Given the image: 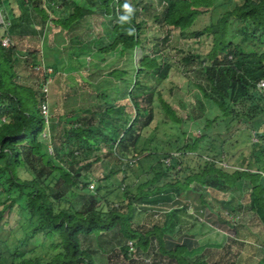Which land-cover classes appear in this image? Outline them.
I'll return each mask as SVG.
<instances>
[{
    "label": "trees",
    "instance_id": "1",
    "mask_svg": "<svg viewBox=\"0 0 264 264\" xmlns=\"http://www.w3.org/2000/svg\"><path fill=\"white\" fill-rule=\"evenodd\" d=\"M48 2L65 6L67 12L61 13L67 15L51 17L41 0L27 3L19 0L21 13H14L4 34L0 33V264H95L93 253L83 248L82 238H100L116 228L131 241V246L122 247L128 259L135 255L134 249L147 251L155 239L162 254L178 264H190L185 257V246L167 250L163 240L166 233L177 236L188 233L187 222L183 220L188 221L191 216L186 213L189 212L186 205L182 208L185 215L178 213L182 223L178 222L177 230L173 220L175 213L167 215L169 219L162 225L147 230L132 227L134 201H148L150 196L167 189L196 192V185L212 190L246 185L251 196L250 210L264 217V156L260 158L264 155V89L257 88L264 81V0ZM218 9L222 10L220 15L212 17L208 25L192 29L201 14L215 13ZM93 19H98L99 26L107 21L104 32L103 28L93 27ZM49 22L59 31L56 37L54 35V45L49 43L54 31ZM149 22L158 28L161 36L148 37ZM34 24L41 25V30L32 28ZM84 25H88L85 33L81 32ZM172 29H179L184 39L203 36L210 39L206 45L211 47L204 56L188 53L182 60L191 66L203 65L198 70L199 76L208 84L199 88L217 112L213 119H206L199 133L180 132L185 144L179 148L178 156H167L171 158V165L140 185L137 194L131 195L124 189V198L129 201L126 208H118L93 194L89 178L85 177L88 179L85 181L78 174L101 161V151L106 147L117 160L125 159L128 154H132L131 160L138 157L137 147L143 131L155 122L159 108L167 120L177 126L182 124V117L160 91L140 92L139 78L150 70L162 80L169 76L172 66L167 59ZM44 30L42 47L27 51L26 56L21 57L15 41L26 35L36 37ZM5 38L11 40L8 46L3 44ZM64 41L69 49L76 48L82 56H88L87 64L94 68L108 65L113 56L128 57L139 49L142 54L132 79L126 77L129 74L126 69L113 70L95 93L80 88L81 105L52 118L56 128L61 123L65 127L53 138L54 153H51L49 143L42 138L48 121L42 108L44 104L49 108V99L51 102L57 99V86L52 81L49 83L50 96L40 94L39 89L49 79L57 78L59 66L68 55L63 54L60 47ZM109 77L121 80L123 86ZM70 79L79 82L75 76ZM129 80L132 88L127 94ZM112 101L116 106H110ZM127 105L131 106L129 111L125 110ZM242 119L247 121V131L241 132L245 144L241 152L243 160L238 168H226L220 163L222 144L216 159L212 158L214 141L209 140V127L217 122L221 131L232 133L234 123ZM229 133L227 135H231ZM227 135L222 138L223 142ZM255 135L257 141L252 140ZM192 163H195L193 167ZM160 182L162 184L158 185ZM69 191L83 200L65 206ZM207 191L198 193L194 200L195 211L201 214L207 209L220 222L233 225L234 222L221 213L223 202H219L211 190ZM14 218L17 223L25 219L30 229L12 246L1 234L12 226ZM39 239L38 246L29 247Z\"/></svg>",
    "mask_w": 264,
    "mask_h": 264
},
{
    "label": "rangeland",
    "instance_id": "2",
    "mask_svg": "<svg viewBox=\"0 0 264 264\" xmlns=\"http://www.w3.org/2000/svg\"><path fill=\"white\" fill-rule=\"evenodd\" d=\"M29 1L31 2V0H25V3ZM41 1L43 6L48 9L51 17H58L62 14L67 15V13H61L67 11H65V6L60 5V3H49L48 0ZM69 1L71 3L74 1L81 4L87 3V0ZM129 1L132 3L134 0ZM18 2L19 0H0L1 34H4L6 28L9 26L10 19L12 18L11 16L14 13H21ZM51 7L54 8V10H52ZM220 11L222 10L218 9L215 13L205 12L201 14L192 29H202L208 25L209 20L212 17L219 16ZM97 20L93 19L91 24L93 27L97 26V28H103L101 30L104 32V27L107 24V21H103L100 27ZM48 25L54 28L53 23L49 22ZM32 28L40 31L42 27L39 24H34ZM86 30H88V25H84L81 32L85 33ZM44 32L45 30L42 34L36 37L26 35L15 41L21 51V57H25L27 51L42 47ZM58 32L56 31V28H54V31L52 30L49 37V43L51 45L55 44L54 35L56 37ZM147 35L150 38L155 35L161 36L162 33L157 27H152V23L149 22ZM4 40H7L8 45L11 43L9 38H5ZM56 41H59L58 37ZM209 42L211 41L206 36L199 39H184L180 36L179 29H172V39L169 49L170 53L167 59V62L172 66L169 76L166 80H162L160 76H157L150 70L146 76L144 75L139 78L142 85L140 92H149V90L160 91L164 99L168 100L174 110H176L179 116L182 117L183 122L179 126L173 124L170 120H167L165 113L159 108L155 122L143 131V136L137 147V152L139 153L138 157L132 158L133 160H131L130 157L132 154H128L125 159L117 160L115 159L114 156L116 155L113 152L112 154L108 153L109 149L107 147L102 149V160L94 163L90 170H83L78 174L79 177L83 176V180L85 181H88L87 178H89V188L93 194L99 195V197H102L107 203H114L118 208H121V206L126 208L129 199L124 198V189L129 191L131 195L137 194L140 185L147 180L152 179L157 171L165 169L171 165V158L167 156L170 154L174 156L179 155V148L185 144L184 139H181L179 135L180 132L182 133V131H185L191 134L195 132L199 133L201 127L205 125L206 119H213L215 117L217 109L215 107L211 108L209 102L204 99L203 93L199 88V85L206 87L208 84V81L205 78L199 76L200 71L198 70H200L202 64L200 66L198 64H193L191 66V64H186L182 60L188 53H200L204 56L211 47L206 45V43ZM61 45L62 53L68 54L66 56L67 58L65 62L59 66L57 78L49 79L48 83L43 86V88L39 89L40 94L45 93L50 96L51 90L48 88L49 83L52 81L57 86V99L52 102L49 99L48 112L45 113L43 111V114L48 121L46 130L42 134V138L49 143L51 153H54L53 138L55 136L58 137L61 133L60 130L63 131L65 127V125L61 123L60 127L56 128L55 122L52 121V118L56 115H62L65 112H69L74 107L81 105L83 102L80 88L87 92L95 93L96 88L102 84V80L106 79L107 74L113 70L126 69L129 72L126 77L132 79L135 76V67L142 54L141 49H139L134 55L131 54L128 57L124 56L122 58H116L113 56L109 58L110 62L108 65L100 64L99 67L94 68L87 64V62L90 61L88 56H82L78 49H69L70 47L66 45L65 41L61 43ZM149 47L150 44L148 43V49ZM50 56L51 55L48 57L51 61L52 59ZM85 59L86 61L83 64L82 62ZM160 59L162 61L161 56ZM48 72H51V70ZM70 76H75L78 78L79 82L77 80L76 82L78 83L72 81ZM109 79L112 82L123 86L121 80H115L110 77ZM128 82L129 85H127V88L128 86L129 88L127 89V94L132 88V84H130L131 81L129 80ZM260 83L257 85V88L263 90L264 87L261 86ZM121 102L124 104L125 100L123 99ZM110 106H116L115 102L112 101ZM130 109V105H127L125 108L126 111H129ZM82 112L83 110L80 112V115ZM186 113L188 116H186ZM246 122V120L242 119L241 122L234 123L235 127L232 128V133H229L226 130L221 131L217 122H214L213 124L211 123V127H209V140L211 139L214 141L213 147L211 148L212 158L216 159L215 156L217 150L219 145L222 144L223 160L220 163L226 168H238L243 160L241 152L245 150V144L241 138V132L244 133L247 131ZM228 133L231 135H227ZM226 135L227 140L223 142L222 138ZM257 139V135L252 137L253 141H257ZM263 156L264 155H260V158ZM194 164L195 163H192V167ZM106 176L110 177L107 179ZM160 184L162 183L160 182L158 185ZM99 186L100 188L98 189ZM193 186H195V184H193ZM205 190H211L214 196H218L219 202H223L224 207L222 208L221 213L223 214L225 211L224 216L227 215L226 211L231 212V215L236 218V221L233 220V224L238 226L242 231L246 230L243 232L245 233V238L250 241L249 243H245L248 245L249 254L259 252V256L263 259L264 217L262 215L257 216L258 214L255 215V213L250 210L251 196L246 185L241 187L238 186L236 188H216L214 190L210 189V187L196 185V192L190 190L181 191L167 189L150 196L148 201L143 202L141 200H135L132 227L134 229L147 230L154 225H162L167 218L169 219L167 215L170 216L171 213H175V219L173 220L175 221L177 230L182 223V218L179 217L178 219V213L181 216L185 215V212H182V208L184 209V205H186V207H189L188 210H190V212L198 214L194 209V200L198 197V193H203ZM88 197H90V195H88ZM207 197H209V195H207ZM65 200L66 202L64 205L68 206L71 203L76 204L77 201H82L83 199L78 197L77 193L69 191L65 196ZM81 204H83V202ZM84 204H86V202H84ZM83 207L84 206H82V208ZM224 208L226 209L224 210ZM186 213L189 214V212ZM191 216L195 217L194 215ZM196 216L195 219L190 217V220L188 221L183 220L184 222H187V228L191 227L193 229L195 226H197V228L204 227L200 226V224H205V221L201 220L204 219V217ZM212 217L215 218L214 216ZM29 229L30 228L27 226L25 219H22L17 223V219L14 218L12 226L9 229H5L1 235L4 240L9 241L8 245L13 246V243L22 238ZM82 240L83 248H88L93 253L96 260L95 264H178L175 259L160 252L158 241L155 239H152L151 246L147 251H136L137 249H134L135 255L129 259L126 258L122 252V247L125 245L131 246V241L127 240L119 232L118 228H116L115 231L103 234L100 238L91 236L88 238H82ZM40 241L41 239H39L38 242L29 245V247L34 248L38 246Z\"/></svg>",
    "mask_w": 264,
    "mask_h": 264
},
{
    "label": "crops",
    "instance_id": "3",
    "mask_svg": "<svg viewBox=\"0 0 264 264\" xmlns=\"http://www.w3.org/2000/svg\"><path fill=\"white\" fill-rule=\"evenodd\" d=\"M205 210L201 214H193L189 210L190 216L194 215L197 217L196 215H198V217H204L201 220L205 221V224H200V226L204 227L197 228L195 226L193 229L189 227L188 233L179 236L168 233L163 236L167 250L185 246L187 249L185 257L190 264L194 262H206L208 264H264V258L262 259L259 256V252L249 254L248 245L245 243L250 241L245 238V233L243 232L246 230L242 231L235 224L222 223L215 214L207 209ZM195 217L191 216L192 219H195Z\"/></svg>",
    "mask_w": 264,
    "mask_h": 264
},
{
    "label": "built area",
    "instance_id": "4",
    "mask_svg": "<svg viewBox=\"0 0 264 264\" xmlns=\"http://www.w3.org/2000/svg\"><path fill=\"white\" fill-rule=\"evenodd\" d=\"M3 44L7 46V45H8L7 40H3ZM260 85L264 87V81H262V82L260 83ZM46 109H47V105L44 104V105H43V111H44L45 113L48 112V109H47V110H46ZM226 214H227L226 216H227L232 222H233V220L236 221V218H235L234 216H232L229 212H226Z\"/></svg>",
    "mask_w": 264,
    "mask_h": 264
}]
</instances>
